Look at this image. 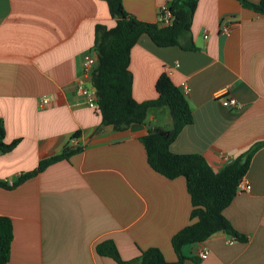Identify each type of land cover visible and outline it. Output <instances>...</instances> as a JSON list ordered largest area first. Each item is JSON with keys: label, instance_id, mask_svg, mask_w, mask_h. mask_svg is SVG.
<instances>
[{"label": "crops", "instance_id": "0c3cea01", "mask_svg": "<svg viewBox=\"0 0 264 264\" xmlns=\"http://www.w3.org/2000/svg\"><path fill=\"white\" fill-rule=\"evenodd\" d=\"M121 1L139 20L157 22L170 0ZM223 18L232 23L228 34L219 31ZM115 20L104 0H0V118L4 141L18 139L0 153V180L33 170L72 137L79 148L13 188L0 187V216L13 228L8 264H118L96 251L104 240L123 260L149 247L177 260L170 239L191 222L185 179L153 170L140 140L149 130L171 128L168 109L153 108L142 124L116 131L76 90L82 61L93 54L95 25L110 28ZM188 41L194 49L158 46L140 35L129 53L132 97L155 98L163 71L182 92L185 85L193 121L170 150L200 154L214 171L222 155L232 160L257 147L243 176L250 190L236 192L223 210L246 239L229 242L218 231L202 241L206 258L194 259V243L183 247L181 264H264V14L239 0H197L181 38ZM219 92L240 106L223 104Z\"/></svg>", "mask_w": 264, "mask_h": 264}, {"label": "trees", "instance_id": "16d2710c", "mask_svg": "<svg viewBox=\"0 0 264 264\" xmlns=\"http://www.w3.org/2000/svg\"><path fill=\"white\" fill-rule=\"evenodd\" d=\"M104 1L109 13L116 20L115 25L110 28L101 23L95 25L92 51L97 59V67L92 75V83L97 95L96 110L100 112L104 125L122 131L131 125L142 124L147 112L153 108L168 109L172 121L171 128L149 130L140 140L146 152L147 163L153 170L169 179L178 176L185 179L192 208L191 222L179 229L170 239L177 256L175 262H167L156 247L141 250L132 260H123L112 240L99 243L96 251L113 258L118 264H181L185 259L182 253L184 246L202 242L218 231H223L233 240H245V236L232 227L223 210L235 196L237 184L247 172L257 146H252L218 171H214L200 154H179L170 150V144L185 125L192 123L193 116L184 93L166 72H161L155 82V98L137 102L131 93L132 77L128 68L131 47L140 35L147 34L158 46L177 44L185 49H194L191 41L181 43V38L190 31L197 0H170L168 8L172 20L168 25H162L159 20H139L125 10L121 0ZM239 1L244 7L264 14V0ZM4 135V124L0 118L1 154L11 151L18 143V139L5 142ZM77 135L78 132L73 136ZM78 150V147L66 146L59 153L40 159L33 170L21 173L11 183L8 180H0V187L13 188L50 164L67 159ZM12 239L11 220L0 216V264H8ZM194 259L197 260V257Z\"/></svg>", "mask_w": 264, "mask_h": 264}, {"label": "built area", "instance_id": "2783aa9c", "mask_svg": "<svg viewBox=\"0 0 264 264\" xmlns=\"http://www.w3.org/2000/svg\"><path fill=\"white\" fill-rule=\"evenodd\" d=\"M158 20L162 25H168L172 20L171 12L169 11L168 5H164L159 9ZM232 23H230L226 19H221L219 23V31L224 34H228L231 30ZM97 67V59L93 54L86 55L81 64V74L77 78L76 81V90L81 95L84 100V103L90 107L95 108L97 106V95L96 89L92 83V75L95 72ZM182 90L184 93L188 92V88L183 85ZM225 92H219L215 94V97L219 98L221 102L225 105H229L231 107H239V103L230 95H225ZM49 103V99L47 96H43L40 99V105L45 106ZM69 147L78 146L77 138L72 137V139L68 143ZM221 161L223 165L229 163L231 161L230 157L227 155L221 156ZM9 183L11 181L9 180ZM251 188L250 183L243 180V178L238 182L236 187V192L249 191ZM234 241L229 238V242ZM198 246L194 250V254L199 259H204L207 257L209 253V249L203 242H198Z\"/></svg>", "mask_w": 264, "mask_h": 264}]
</instances>
